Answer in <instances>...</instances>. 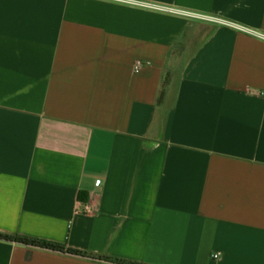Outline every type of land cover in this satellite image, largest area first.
I'll return each mask as SVG.
<instances>
[{
    "label": "crops",
    "instance_id": "0c3cea01",
    "mask_svg": "<svg viewBox=\"0 0 264 264\" xmlns=\"http://www.w3.org/2000/svg\"><path fill=\"white\" fill-rule=\"evenodd\" d=\"M0 232L112 259L0 264H264V0H0Z\"/></svg>",
    "mask_w": 264,
    "mask_h": 264
},
{
    "label": "trees",
    "instance_id": "16d2710c",
    "mask_svg": "<svg viewBox=\"0 0 264 264\" xmlns=\"http://www.w3.org/2000/svg\"><path fill=\"white\" fill-rule=\"evenodd\" d=\"M0 240L10 242V243H16V244L27 246V247H33V248L43 249V250L52 251V252L68 254V255H72L76 257H81L84 259H91V260L103 261V262L112 261L111 258H108L105 256H93L87 252L68 248L65 245L51 243V242L29 238L25 236H20V235H11V234H5V233L0 232ZM121 263L141 264L137 262H127V261H123Z\"/></svg>",
    "mask_w": 264,
    "mask_h": 264
},
{
    "label": "rangeland",
    "instance_id": "374dc122",
    "mask_svg": "<svg viewBox=\"0 0 264 264\" xmlns=\"http://www.w3.org/2000/svg\"><path fill=\"white\" fill-rule=\"evenodd\" d=\"M170 79H171V81L173 82V85H172V86H175V81H176V79H177V75L174 74V76H172L171 78H168V77L165 78V82H164V84H163V93H164V91L166 90V89H165L166 86L169 85V84H171ZM172 90H173V89H170V91H169V93H170V95H169L170 98H172V94H173V91H172Z\"/></svg>",
    "mask_w": 264,
    "mask_h": 264
},
{
    "label": "built area",
    "instance_id": "2783aa9c",
    "mask_svg": "<svg viewBox=\"0 0 264 264\" xmlns=\"http://www.w3.org/2000/svg\"><path fill=\"white\" fill-rule=\"evenodd\" d=\"M86 212H87V213H90V212H91V209H90V208H87V209H86Z\"/></svg>",
    "mask_w": 264,
    "mask_h": 264
}]
</instances>
